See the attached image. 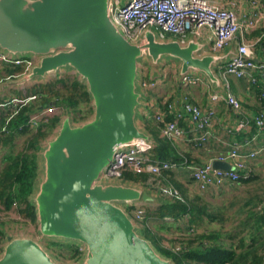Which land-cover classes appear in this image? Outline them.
<instances>
[{
  "label": "water",
  "instance_id": "water-1",
  "mask_svg": "<svg viewBox=\"0 0 264 264\" xmlns=\"http://www.w3.org/2000/svg\"><path fill=\"white\" fill-rule=\"evenodd\" d=\"M113 2L0 0V51L35 60L26 75L0 85V92L45 83L51 75L68 71L85 83L92 101L91 119L75 124L67 114L40 150L43 177L32 196L39 235L82 246L78 264H173L139 234L123 208L157 205L160 196L102 174L121 149L155 144L138 122L142 60L158 67L175 59L180 77L199 73L219 86L213 63L229 59L234 49L221 56H199L201 42L193 37L185 43L161 39L154 27H147L131 43L111 20ZM152 74L157 75L155 68ZM212 166L231 167L216 160ZM0 264L57 263L33 238L8 236Z\"/></svg>",
  "mask_w": 264,
  "mask_h": 264
},
{
  "label": "built area",
  "instance_id": "built-area-1",
  "mask_svg": "<svg viewBox=\"0 0 264 264\" xmlns=\"http://www.w3.org/2000/svg\"><path fill=\"white\" fill-rule=\"evenodd\" d=\"M242 4H247L250 12L241 19L239 10ZM110 14L112 22L131 43H136L147 27H154L161 39L172 36L181 43H185L191 36H200L201 31L206 29L210 35L212 49L215 51L233 44L234 53L222 67L221 75L225 80L228 77L245 79L250 85L259 87L258 100L262 106V110L252 118L242 116L234 130L244 131L253 126L256 132L243 143H234L229 150L219 153L212 160L190 166L188 170L190 179L200 192L226 184H240L241 179H247L250 174L249 160L264 152V87L260 86V83L264 85V61L255 60V47L261 42L264 44V31L253 42L247 40L246 34L257 28L264 19V6L259 4V0H226L222 3H216L213 0H127L123 5L119 0H114ZM0 63L21 67L23 76L34 65L35 60L13 58L0 51ZM200 81V77L191 74L181 78V82L186 86L196 85ZM155 83V81L143 80L140 84L141 89L146 91ZM221 97L233 110L236 112L240 110L239 100L229 91L224 96L213 94L210 100L216 102ZM35 99V96L15 97L0 102V108L9 111L6 122L16 116L19 109ZM181 105L182 112L175 114L173 121L164 123L160 134L173 142L181 139L184 131L178 126L177 121L186 116L197 132L193 145L196 148H202L209 141L211 128L216 118L215 109L201 108L191 102L187 96L182 98ZM54 108L52 105L50 108L46 107L33 113L28 120V127L35 128L46 122V119L54 112ZM155 118L161 122L163 113H157ZM232 131L233 129H230L229 132ZM247 146H253V149L244 150ZM150 149L151 147L147 144H136L121 149L106 167L102 177L120 179L125 170L160 176L165 171L175 170L181 166L173 161L149 159ZM215 160L227 162L231 167L228 170L214 168L212 162ZM160 193L167 197L179 196V192L171 185L162 187ZM135 210V214H132L134 221L142 222L145 211L139 208ZM172 251L177 253L180 248L176 246L172 248ZM262 264H264V253Z\"/></svg>",
  "mask_w": 264,
  "mask_h": 264
},
{
  "label": "trees",
  "instance_id": "trees-1",
  "mask_svg": "<svg viewBox=\"0 0 264 264\" xmlns=\"http://www.w3.org/2000/svg\"><path fill=\"white\" fill-rule=\"evenodd\" d=\"M259 4L264 6V0H259ZM13 72L21 73L22 70L16 68ZM17 95L19 98L36 96L37 101L29 102L23 106L9 122H6L9 113H3L0 110V143L2 146H13L16 135H24L30 130L28 127L30 116L43 108L51 106V103L54 107L63 109L66 115H71L72 112L79 109L81 103H85L92 111V101L87 86L77 78L70 83L61 77L45 83H33L27 86L23 92L19 91ZM71 119L75 123L76 120L73 117ZM60 120V116L48 117L46 122L41 123L32 132L27 141V146L31 150L30 153L25 151L16 155H10L9 153L3 158L5 165L0 172V202L3 204L5 211L11 210L15 205L18 207L20 215L36 222V208L32 196L39 179L40 143L56 129ZM173 120L172 116H165L163 113L161 122L157 121L156 118H148L144 119L140 125L155 142L149 150V159L173 161L178 164L184 161V157L176 151L174 142L160 134V129L164 123ZM170 171H165L160 176ZM254 179L256 180V178ZM254 179L249 176L247 179H241L240 183H248ZM120 180L145 187L150 192L155 193L154 190L146 187L151 180L148 173H134L125 170ZM164 197L160 195L161 200L154 208L147 209L146 206L143 207L145 213L141 227H139L142 237L149 241L155 251L162 257L169 259L173 264L261 263V251L264 249V199L260 198L254 202L251 197H247L243 200L241 209L237 213L242 211L241 214L244 213L245 217L238 227L234 228V232H228L229 239H237V241L227 247L223 241L225 238L223 233L213 232V234H208L203 232L195 234L196 232H194V228H197L203 222L204 215L213 221L222 216L221 206L215 208V210L213 208V214H210L211 212L207 211V205L199 202V196L188 199L184 194L179 193L178 197ZM259 206L260 209L257 208ZM135 207L126 206V212L131 217H133L131 211ZM167 219L176 223L184 221L188 225L186 229L188 235L194 234L196 236L193 240H189L187 246L182 247L177 253L164 246L161 242L162 238L154 233L147 224L148 221H154L159 225H163ZM3 234V231L0 230V235ZM71 252L78 255L79 260L82 257L78 246L73 247Z\"/></svg>",
  "mask_w": 264,
  "mask_h": 264
},
{
  "label": "crops",
  "instance_id": "crops-1",
  "mask_svg": "<svg viewBox=\"0 0 264 264\" xmlns=\"http://www.w3.org/2000/svg\"><path fill=\"white\" fill-rule=\"evenodd\" d=\"M127 0H121L120 4L123 5ZM250 12V7L247 4H242L239 10V16L242 19L243 16L248 15ZM264 31V19L260 22V27L255 28L253 31L246 34V38L249 42L255 41L261 32ZM209 32L205 29L201 31L200 36H191L197 41L201 42L204 45V48L199 52V56L205 54L211 55H223L229 49H234L233 44L222 50L215 51L212 49V43L209 38ZM166 39H176L172 36H167ZM255 60L264 61V44L263 42L259 43L255 47ZM228 59H220L213 63V71L217 78L220 81L219 86L212 85L204 75L199 73L188 74L196 75L201 78V81L196 85H184L181 82L179 76V64L177 62H172L170 66L169 63H162L163 69L157 70V75L153 76L152 72L149 70L141 71L139 69L140 81H155V85L143 91L142 105L139 110L138 122L139 125L142 124L144 119L155 118L157 113H164L165 116H172L175 119V114L182 112V98L187 96L188 99L194 104L199 105L201 108H214L216 112V118L213 122L211 128V135L207 144L202 148H196L193 145L194 139L197 137V132L194 128V125L190 120L184 116L179 118L178 124L184 131V136L181 139L174 141V146L176 151L184 157V161L181 163V166L175 170H172L163 176H158V180L151 179L146 187L151 188L155 191V194L161 195L160 188L163 186L171 185L179 193L184 194L188 199H192L194 196H199V202L203 205H207V211L211 208H218L221 206L223 215L216 218L214 221L208 219L205 215L203 216V222L201 224L202 232L207 226H213V232L221 231L225 232V238L223 239L225 245L228 247L231 244H234L236 240H231L228 237V232H234V228L238 227L240 222L244 219V213L238 210L241 209V204H235L233 197H231V191L229 186L231 185H240V184H226L219 188H210L205 192H200L196 186H193V190L199 192L195 193L192 191L191 186L187 182L193 183L189 177L188 167L204 164L219 153L225 152L231 148L234 143H243L246 139H250L251 136L256 132L253 126H250L248 130L236 131L234 130L236 123L242 116L247 118H252L258 112L262 110V106L258 100L260 88L257 86L250 85L245 79H238L235 77H228L226 80L221 75V69L226 64ZM20 68L18 66L8 65L0 63V85L3 83L16 80L22 77L21 73L13 72L14 69ZM144 69V68H143ZM165 70V71H164ZM167 70V71H166ZM68 74L72 72H67ZM60 73L54 75V78H60ZM75 76V75H74ZM76 77V76H75ZM36 83V82H35ZM38 83V82H37ZM28 84L24 87H6L2 92H0V102L10 100L17 97L19 91H24ZM261 87H264L260 83ZM231 92L240 102V110L236 112L231 107H229L222 97L216 102H211L210 97L213 94H218L224 96L226 92ZM13 97L6 98L9 96ZM166 105V108H165ZM168 105V106H167ZM172 105V107H169ZM155 120V119H154ZM181 120V121H180ZM154 122V121H153ZM156 122V121H155ZM155 125V124H154ZM230 129H233L232 132H229ZM253 146H247L244 150H252ZM264 165V152L258 154L256 157L252 158L248 162L249 176L257 175V172L261 170ZM164 197L163 195H161ZM168 198V197H164ZM262 206V205H261ZM260 209V206L257 207ZM234 213L237 215L241 214V219L233 220L230 216ZM185 223L181 221L180 224ZM186 225V224H185ZM187 229V226H184ZM195 227L194 232H199L200 229ZM186 231V230H185ZM188 236V232H185Z\"/></svg>",
  "mask_w": 264,
  "mask_h": 264
},
{
  "label": "rangeland",
  "instance_id": "rangeland-1",
  "mask_svg": "<svg viewBox=\"0 0 264 264\" xmlns=\"http://www.w3.org/2000/svg\"><path fill=\"white\" fill-rule=\"evenodd\" d=\"M213 1L216 3L226 2V0H213ZM168 61H169L167 62L169 63L168 66H170L172 62L173 61L175 62L176 60L169 58ZM163 65H159L158 67H153L149 60H142L139 64V68H141V71L149 70L152 72L154 68L156 70L163 69ZM67 72L68 71L66 72L61 71L59 75L61 76L62 79H65L68 83L73 82V79H76L77 77L74 76V73L68 74ZM139 77L140 76L138 75V78ZM52 79H54V75H51L48 81ZM11 95L12 96H9L6 98H10L14 96V94H11ZM34 101H37V98ZM52 105L53 104L51 103V106ZM91 107H92V102H91ZM0 110L3 113L9 112L7 109H4V108H0ZM92 113L93 111H90V107H88L85 103L84 104L81 103L79 105V109H76L74 112H72L70 116L71 118L73 117L76 120L75 124H80V123H83L91 119L93 115ZM53 116H60L62 120L66 116V113L63 109L55 107L54 112L51 113L49 117H53ZM81 119H85V120H81ZM37 127L35 128L29 127L30 130L26 134L16 135L13 146H10V145L2 146V144L0 143V172L2 171L5 165L3 158L6 156V154L10 153V155H16L17 153L22 152V151L30 153L31 150H29L27 146V141L30 138L32 132H34L37 129ZM55 131L56 129L53 130L51 133H49L45 140L41 141L40 145L42 149L43 147H45L46 141L50 140L53 137ZM40 153L41 152H39V154ZM38 164L41 166L40 157L38 160ZM42 177H43L42 172H39V179H42ZM150 178L153 180L159 179L158 176H153V175H150ZM251 178L253 179L256 178V180L254 179L253 181L248 182V183H242L240 185L229 186V190L231 191V197H233L235 204L242 205L243 200L247 199V197H251L254 202L260 198L264 199V165L261 168V170L257 172V175L251 176ZM187 184L191 186L192 191L195 193L196 190L194 191L193 190L194 188L192 186V185L195 186V184L191 182H187ZM135 206L136 207L131 211L132 214H135L136 212L135 209L137 208L145 211V209L143 208L144 206H146L147 209H150V208H154L156 205L139 204ZM123 208L126 210L124 206ZM209 213L213 214V208L209 210ZM230 218H232L233 220L241 219V214L237 215V213H234L230 216ZM165 222L166 223H163V225H159V223L157 222L148 221L147 224L154 233H157V235L162 238L161 242L167 248L172 249L177 246L181 249L182 247L187 246V243L189 240H193L194 238H196L194 234L187 236V234L185 233V232H188V230H186V227H184V226H188L187 224L186 225L185 223L180 224V222L176 223L170 219H167V221ZM135 223L138 227H141V222H135ZM201 224H199V227H201ZM159 227H162V228H159ZM199 229H200L199 232L203 233L202 229L201 228ZM0 230H2L4 233L3 235H0V251L3 250L4 246L6 245V238L8 236L31 237L47 250V252L54 258L57 264H78L79 256L76 254H73L71 251L73 250V247L75 248V246H78L79 249L81 250L84 249L82 246L74 242L70 243L68 241L61 240V239H50V238L48 239L46 237H42L38 233L37 222L30 221V219L25 218L23 215H20L19 209L15 205H13L11 210L5 211L3 204L1 202H0ZM203 230L207 231L206 233L208 234H213L212 225L207 226ZM138 232L139 234H141V230H138ZM218 232L221 233V231H218ZM223 234H225V232H223ZM81 253L83 254V251H81ZM263 253H264V249L261 251V263L260 264H262ZM246 264H250V263H246Z\"/></svg>",
  "mask_w": 264,
  "mask_h": 264
}]
</instances>
